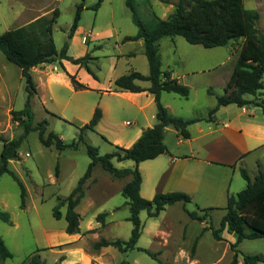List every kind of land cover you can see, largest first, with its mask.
I'll return each mask as SVG.
<instances>
[{"label":"rangeland","instance_id":"1","mask_svg":"<svg viewBox=\"0 0 264 264\" xmlns=\"http://www.w3.org/2000/svg\"><path fill=\"white\" fill-rule=\"evenodd\" d=\"M98 1L0 0V35L11 29L28 26L38 33L45 45H48L50 36L47 28L51 24L52 18L59 15L53 12L56 10L60 12V16L53 25V39L58 51L60 52L64 45L69 43V54L72 57L80 58L89 53L93 59L87 60L88 67L96 78L106 86L113 75L112 57L120 53L128 54L139 51L140 46L137 43H128L120 48L116 45L117 39L138 32L137 26L132 21V13L126 6V0H104L99 10L91 9L90 7ZM82 2L85 4V9L82 11L79 30L73 39H70V29L77 8ZM177 2L179 0H137L138 12L146 21L153 15L167 19L174 13ZM245 6L260 12L259 29L264 34V0H245ZM165 40L166 43H171V38ZM178 40L185 42L183 37H179ZM241 45L242 41L237 40L226 47H219L223 50L226 59L224 70L220 74H212L206 77L208 83L211 84L210 89L219 95L224 94V86L236 64ZM143 58L145 59V57ZM1 60L5 64L7 62L11 73L3 82V85H6L4 90L8 94L6 100L0 102V139H4L3 136L14 138L23 132V128L16 127L18 123L12 121L11 110H23L28 93L21 69L9 63L0 51ZM120 62L123 64L117 67L118 70L115 73L127 68L128 57L123 56ZM85 71L87 70L85 69ZM205 91L203 88H197L190 99H184L175 94H167L165 96L168 97H165L164 102L170 104L173 111L178 115L195 118L199 113H204L205 116H208L211 111L209 107L214 101H211L213 98L207 95ZM102 100L105 107H110L113 110L111 119L104 123L103 132L99 130L87 132L85 143L80 144L77 150L68 148L59 151L55 145L45 147L39 139L38 131H33L28 135L19 150L20 161L13 160L10 164V169L19 176L27 189V206L24 210L20 208L21 189L17 182L8 174L0 178V210L8 212L14 222V225L10 226L0 220V236L13 254V258L6 261L0 260V264H26L27 259L36 254L38 249L46 248L50 243H54V240L49 241L46 238L45 231L54 234L66 233L67 222L65 218L56 219L53 211L58 206L60 199L67 198L77 186L80 178L86 173L91 163L88 146L97 148L101 155L110 153L113 151L111 144L122 137L127 140L128 132L135 126L136 111H122L120 105L128 104V101L118 95L102 97L97 90L76 91L74 89L70 91L63 85L53 84L51 90L49 88L42 89V92L33 98V125L38 126L41 122L48 121L49 125L46 128L45 138H48L49 133L53 132L65 144H72L78 138L79 128L85 125L82 121L91 120L89 114L94 105L95 110L96 108L103 110L100 106ZM76 115L80 119L75 118ZM170 140L174 141V137L171 135ZM193 146L195 145L193 144ZM2 150L3 142L0 141V158ZM261 156L264 165V152L261 153ZM254 161L255 157H249V168H245L249 169L248 172L252 180L256 170ZM150 162L153 161L143 162L142 165L145 195L151 194L153 176L158 171L156 168H151ZM113 163L119 169L134 168L135 166L131 160L123 162L113 160ZM57 166L60 170L59 177L56 176ZM94 176L99 181L98 190L106 189L107 181L110 179L114 180L115 185L111 190V197L108 199L97 193L96 188L88 191L87 197L76 208V211L82 216L81 228L83 230L94 228L95 225L99 224L97 222L99 214L109 212L113 207H117L114 213H109L106 217L108 227L106 229L103 227L97 231L96 236H92V239H119L121 237L123 241H128L133 229V224L128 220L130 210L127 199L121 191L116 189L120 184L124 186L130 178L115 179L101 165H97L94 169ZM246 185L247 181L238 170L233 181L228 184V195L236 196ZM198 204L199 202L193 201L187 205L188 210L203 215L204 213L198 210L200 205ZM225 206V200L221 204L215 205L214 210L209 212L204 224L199 220H193L181 203L168 206L159 218H149L147 212L143 211L141 220L144 229L138 247L148 249L153 254L158 255L157 259L135 249L120 255L123 258V264H160V261L164 264L230 263L235 254L231 250V244L225 241H217L211 229L220 228L222 218L226 213ZM66 211L67 206L61 208L64 215ZM167 222L169 223L166 224ZM153 224H158L161 229L156 227L150 229V225ZM153 229L161 230L159 235L153 237L154 239L151 238L152 233H156ZM60 236L59 234L55 241L63 243ZM233 236L236 240V236ZM198 237L200 239L196 252L193 254L195 241ZM237 250L239 257H242L243 254L264 255V238L244 240L238 245ZM38 254L47 260V264H54L56 256L50 249L42 250ZM196 254L198 256H195ZM196 257L198 263H193Z\"/></svg>","mask_w":264,"mask_h":264},{"label":"trees","instance_id":"2","mask_svg":"<svg viewBox=\"0 0 264 264\" xmlns=\"http://www.w3.org/2000/svg\"><path fill=\"white\" fill-rule=\"evenodd\" d=\"M104 0H99L94 6L90 7L99 10ZM126 6L132 13V21L137 26L138 32L135 36H126L123 42L143 40L145 45V56L147 57L150 73L148 76L140 72H131L130 74L120 76L114 81V91H127L140 93L148 91L154 96L157 107V124L144 131L142 136L131 148H124L113 145V151L101 155L99 150L93 146H88V155L91 163L84 176L80 178L77 186L71 194L59 201L54 209L53 215L60 220L63 217L67 222L66 233L69 235L80 232L81 216L76 211L85 197V187L87 181L92 178L94 169L97 165L108 172L115 179L130 180L123 186L122 195L127 199V205L130 210L129 221L133 224L131 237L128 241L102 239L93 245V249L99 250L102 247L113 246L122 253L138 249L149 256L157 259L148 249L137 247L143 234V223L141 213L146 211L149 218H158L160 214L178 203L184 205L186 212L193 220L204 222L209 216V212L214 208L190 212L186 206L192 202L190 195L184 192L158 193L153 199L148 200L141 196V186L143 176L139 170V164L148 160L168 154L169 150L165 144V131L168 126H173L179 134L185 138H190L189 126L202 121L203 118L188 120L182 117L172 115L167 107L161 101L162 93H174L188 99L191 89L182 84L178 79H173L171 73L162 70V59L160 54V42L164 38L183 37L192 45H201L207 49L226 47L231 42L241 40L239 56L233 69V73L227 85L224 88L223 95H216L217 105L210 111L207 120H213V117L221 107L237 105L244 107L247 105H256L263 109L264 113V34L259 29L261 14L256 9H249L245 6V0H179L175 5L174 13L167 19H161L153 15L148 21L144 20L138 12L137 0H126ZM85 4L82 2L76 11L73 25L70 29L69 38L72 39L77 32L82 11ZM59 14L52 18L48 26L49 44L45 45L38 33L28 26H21L11 29L0 35V51L6 59L21 69L22 77L26 82V91L28 93L27 101L23 110L11 111L12 121L17 122L23 128V132L12 140L0 139L3 142V150L0 158V178L8 174L17 182L21 189V205L24 210L27 206V189L19 176L9 168L13 160L20 161L19 150L28 135L33 131L39 132V139L43 146L55 147L59 151L65 149H78L80 144L85 143L87 132L96 131V127L102 119L103 112L96 108L92 119L79 128L78 138L72 144H65L64 141L51 132L48 138H45L48 121L41 122L38 126L33 125L32 101L37 95L38 90L32 76V69L44 64H51L57 60H67L74 65H79L92 73L87 65V60L93 59L89 53L84 57L74 58L68 55L69 43H66L59 52L53 39V25L60 16ZM69 75V74H68ZM72 85L76 91L89 90L86 85L81 83L74 75H69ZM137 81H149L151 86L147 89L138 85ZM210 95L214 93L209 90ZM252 95L257 100L250 101L246 96ZM113 160L123 162L131 160L135 163L134 168H117ZM59 166L56 168V176L59 177ZM242 177L247 181V186L236 196L229 195L226 211L222 218L220 228L212 229V234L217 241H223L222 234L225 230L229 234L236 236V242L231 244V250L235 253L232 261L228 264H239V253L237 247L244 240H256L264 238V171L260 170L251 180L248 172L241 170ZM67 206L66 214L61 212V208ZM107 213H101L97 216V222L102 227L106 226ZM0 220L10 226H13V220L8 212L0 210ZM93 232V231H89ZM200 237L195 241L193 254L196 252ZM13 258L12 252L7 247L4 239L0 236V260L6 261ZM243 264H264V255L243 254ZM26 264H46L38 252L30 256ZM160 264H164L160 261Z\"/></svg>","mask_w":264,"mask_h":264},{"label":"crops","instance_id":"3","mask_svg":"<svg viewBox=\"0 0 264 264\" xmlns=\"http://www.w3.org/2000/svg\"><path fill=\"white\" fill-rule=\"evenodd\" d=\"M78 30L75 34L78 33ZM135 35L136 34L130 36ZM125 37L117 39L118 41L116 42V45L119 46V48L128 43H137L140 46V50L130 52L128 54L120 53L117 56L112 57L113 75L106 86L105 84H102L99 79H95L91 74L85 71V68L80 67L79 65H74L67 60H57L51 64H44L35 67L32 69V76L37 86V95L42 92V89L49 88L51 90L53 84L63 85L70 91H73L74 87L69 75H75L79 81L83 82L84 85L90 88L87 91L97 90L101 93L102 97L111 95L124 97L128 101V104H121L120 108L122 111H136L134 119L135 126L128 132L127 140L122 137L115 140L112 144H118V146L124 148H131L142 136L145 130L155 126L157 121V107L154 96L148 91L140 93L114 91V81L120 76L130 74L133 71L140 72L145 76H148L150 73L149 63L147 57L145 56L144 41L137 40L124 43L123 39ZM178 38L179 36L171 38V43H166V38L161 40L160 54L162 59V70L164 72L171 73L173 79H178L182 84L190 87L191 94L188 99L192 97L193 92L196 91L197 88H203L206 90V94L214 99H211L214 103H211L209 107L210 110H212L217 105L216 95L219 94L210 89L211 84L208 83L209 81L206 77L212 74H220L221 71L224 70L226 59L223 54V50L219 47L206 50L207 48L201 45H192L186 40L184 42L183 40H178ZM68 55L71 56L69 52ZM123 56L128 57V66L123 69L124 71L115 73L116 70H118L117 67L120 64H123V62H120L123 59ZM143 57H145L146 60ZM57 63L59 65H56ZM10 73L11 70L7 62L5 64V62L1 60L0 102L6 100L8 93L4 90L6 85L4 86L3 82L7 80ZM232 73L233 70L229 75L227 83L229 82ZM136 83L145 89L151 86L149 81H137ZM209 90H211L214 95H210ZM167 94L174 93H162L161 101L172 115L188 120L195 118H203V120L189 126V139L183 138L173 126H168L166 128L164 142L169 150V153L163 154L156 159L148 160L153 161L150 162L152 164L151 168H156L158 170L153 176L154 182L152 183L151 194L149 195L144 194L145 181L142 169V165L144 163L142 162L139 164V170L141 169L140 171H142L141 174L143 176L141 196L151 200L158 193L184 192L191 196V203H193V201L199 202L200 205L198 204V210L214 208L215 205L221 204L223 200H225L227 204L229 196L227 192L228 184L233 181V177L238 170L240 173L242 169L248 172L249 169L247 170L245 168H249V157H255L254 163L256 164V170L254 176H256L260 170L264 171V165L262 163L263 157L261 156V153L264 152L263 109L253 104L244 107L229 105L219 108L211 121L207 120L209 114L208 116H205L204 113H199V115L195 118H189L184 115H178L175 111H173L170 104L164 102L165 97H168L165 96ZM250 96L252 95H248L246 98L250 101L257 100L255 96ZM261 98L264 99V95ZM100 106L103 109V116L96 127V131L99 130L103 132L102 129H104V123L111 119L113 110L110 107H105L103 105V100ZM94 112L95 105L90 111V119H92ZM75 118L80 119L78 115H76ZM82 122L83 124H87L89 119H85V121ZM16 127L21 128L19 125ZM170 135L171 137H174V141L170 140ZM18 136L19 135H17V137ZM3 137L7 140L16 138ZM193 144L195 146H193ZM11 163L12 161L10 164ZM107 183L108 185H106V189L98 190L97 186L99 181L93 173L92 178H90L86 183L85 197L83 200L87 197L88 191L92 188H96V190H98L97 193L105 196L106 199L110 198L111 190L114 187L115 182L110 179ZM122 188L123 184H120L116 190L122 191ZM116 209L117 207H113L106 213L108 215L109 213L112 214L116 211ZM186 209L188 210L187 206ZM168 223L169 222L166 224ZM202 224H204V222H202ZM107 227L108 222L106 220V226L104 229ZM155 227L157 229H161L158 224H153L152 226L150 225L149 228L151 229ZM102 228L103 227L100 223L95 225L94 228H89L87 230H83L80 225V232L77 234L69 235L64 232L59 233L63 243L55 241L59 234L45 231L46 238L49 241L54 240V243H50V245L46 248L38 249L37 252L45 249L53 251L56 256L54 264H123V258L120 257L123 253L117 248L109 246L102 247L99 250L93 249V245L96 242L101 241L102 238L92 239V236H96V232L100 231ZM153 230L156 231V233H152L151 238L159 235V231H161L156 229ZM89 231H93V233H88ZM222 237L224 239L223 241L229 242L230 244H234L236 241L233 234H229L227 230L223 232ZM105 239L111 241L117 240L108 238ZM119 239L123 240L121 237ZM195 256H198V254ZM42 260L47 264V260L45 258H42ZM196 262L198 263L197 257L193 260V263ZM239 264H243L242 257H239Z\"/></svg>","mask_w":264,"mask_h":264}]
</instances>
